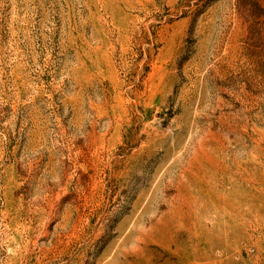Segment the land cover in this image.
<instances>
[{
    "label": "rangeland",
    "instance_id": "1",
    "mask_svg": "<svg viewBox=\"0 0 264 264\" xmlns=\"http://www.w3.org/2000/svg\"><path fill=\"white\" fill-rule=\"evenodd\" d=\"M0 264H264V0H0Z\"/></svg>",
    "mask_w": 264,
    "mask_h": 264
}]
</instances>
